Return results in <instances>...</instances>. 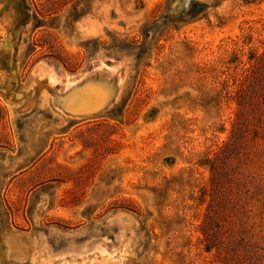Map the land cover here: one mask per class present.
<instances>
[{
  "label": "rangeland",
  "instance_id": "obj_1",
  "mask_svg": "<svg viewBox=\"0 0 264 264\" xmlns=\"http://www.w3.org/2000/svg\"><path fill=\"white\" fill-rule=\"evenodd\" d=\"M0 264H264V0H0Z\"/></svg>",
  "mask_w": 264,
  "mask_h": 264
},
{
  "label": "trees",
  "instance_id": "obj_2",
  "mask_svg": "<svg viewBox=\"0 0 264 264\" xmlns=\"http://www.w3.org/2000/svg\"><path fill=\"white\" fill-rule=\"evenodd\" d=\"M207 7L208 6L205 3L194 2L188 14L191 16V18L205 17L207 15Z\"/></svg>",
  "mask_w": 264,
  "mask_h": 264
}]
</instances>
